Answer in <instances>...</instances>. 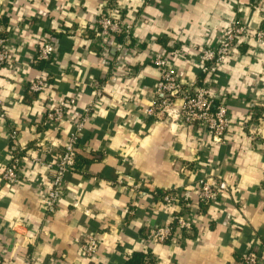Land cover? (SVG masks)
Instances as JSON below:
<instances>
[{
    "label": "crops",
    "instance_id": "obj_1",
    "mask_svg": "<svg viewBox=\"0 0 264 264\" xmlns=\"http://www.w3.org/2000/svg\"><path fill=\"white\" fill-rule=\"evenodd\" d=\"M112 4L133 26L121 49L120 38L100 40L93 30L99 10ZM232 18L264 28V0H0V33L8 39L0 66V262L122 264L134 252H150L158 264H235L250 249L264 256V47H233L212 81L211 91L229 108L222 142L203 137L200 152L197 133L176 116L148 111L159 75L152 55L182 51L170 66L191 84L198 53ZM46 39L55 50L39 60ZM38 78L49 85L33 92L29 84ZM71 96L75 104L64 119L46 121V111ZM87 107L76 167L48 215L42 161L61 151ZM13 156L21 160L20 185L1 179ZM200 178L225 180L229 189L215 203H198ZM140 180L141 189L125 188ZM174 188L192 202L186 211L193 228L151 243L148 228L172 223L174 210L153 206L148 190ZM86 231L100 241L93 258L76 245Z\"/></svg>",
    "mask_w": 264,
    "mask_h": 264
},
{
    "label": "built area",
    "instance_id": "obj_2",
    "mask_svg": "<svg viewBox=\"0 0 264 264\" xmlns=\"http://www.w3.org/2000/svg\"><path fill=\"white\" fill-rule=\"evenodd\" d=\"M132 23L124 19L121 15L120 7L112 4L101 10L95 20L94 33L97 38L109 39L118 37L117 48H123L124 42L131 36ZM253 41L258 48L264 47V28L259 24L252 25L249 22L238 18H232L228 24L220 31L215 41L204 47L197 55L198 65L197 79L191 84L184 83L176 75L170 62L172 56L184 58V53L180 50L171 52L162 48L152 55L151 63L158 71V78L154 91V105L149 109V113H154V107L161 116H170L191 128L198 137H195L198 150L202 152L199 140L208 137L215 142H222L230 125L229 108L227 101L221 95L211 91V84L214 80L219 66L230 55L233 47L240 43ZM7 36L0 34V66L8 58ZM55 45L51 40H44L39 46L37 59L49 60L53 55ZM49 85L47 78H38L29 84V89L33 92H41ZM180 101L177 113L170 111L173 102ZM75 104L74 97H68L60 103L52 106L46 111V121L58 123L62 121L67 113V109ZM89 113V108H85L82 114L75 117L67 140L61 151L54 159L42 161L46 166L49 180L43 184V207L48 215H52L63 195V183L68 172L76 167V152L80 146L84 122ZM17 137L15 130L10 131L9 138L12 141ZM198 140V142H197ZM202 141V140H201ZM50 149H46L49 151ZM35 161L41 162L38 157ZM21 160L18 156H13L1 173V179L11 185H20L23 182L19 170ZM117 182V186L121 185ZM124 187L126 185H123ZM135 190L141 189L142 181L127 185ZM229 189L225 180L217 178H200L197 181V202L215 203L220 195ZM150 202L153 206L162 204L172 210V223H162L152 225L146 231V240L151 243H164L172 239L177 231H190L193 228V219L187 215L188 208L192 202L188 196L182 194L179 189L157 190L149 189ZM99 238L93 232H84L76 241L79 253L86 258H93L97 255L99 248ZM264 253V248L261 249ZM262 253V254H263ZM152 254V253H151ZM146 258L143 264H158L157 258ZM0 264H11L9 261H2ZM25 264H28L27 262ZM235 264H264V256L259 251L250 249L245 251L236 260Z\"/></svg>",
    "mask_w": 264,
    "mask_h": 264
},
{
    "label": "trees",
    "instance_id": "obj_3",
    "mask_svg": "<svg viewBox=\"0 0 264 264\" xmlns=\"http://www.w3.org/2000/svg\"><path fill=\"white\" fill-rule=\"evenodd\" d=\"M1 34V33H0ZM2 35V34H1ZM78 155L76 154V160ZM152 254L150 252H134L132 255L128 256L122 264H143L146 258H150Z\"/></svg>",
    "mask_w": 264,
    "mask_h": 264
}]
</instances>
